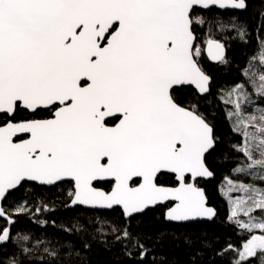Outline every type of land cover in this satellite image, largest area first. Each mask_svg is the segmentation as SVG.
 I'll return each instance as SVG.
<instances>
[{"label":"snow or ice","instance_id":"snow-or-ice-1","mask_svg":"<svg viewBox=\"0 0 264 264\" xmlns=\"http://www.w3.org/2000/svg\"><path fill=\"white\" fill-rule=\"evenodd\" d=\"M246 7V0H0V117L9 121L0 126V201L27 181H69L74 205L119 206L131 217L171 201V221L213 217L194 182L212 175L205 156L215 147L213 128L179 93L185 85L208 91L194 34L205 23L194 19L199 10ZM207 53L226 62L214 39ZM259 55L264 63V49ZM259 80L264 96V74ZM21 111L32 118L11 122ZM44 111L52 118H36ZM257 119L259 135L246 131L239 150L264 168V111L249 117ZM166 174L177 186L160 183ZM104 183L112 190L102 191ZM258 196L243 209L249 222L235 221L247 232L264 233L251 216L264 210V192ZM237 209L239 202L234 217ZM0 218L11 221L2 206ZM10 239L9 229L0 230V244ZM237 257L235 264H264V234L252 235Z\"/></svg>","mask_w":264,"mask_h":264},{"label":"trees","instance_id":"trees-1","mask_svg":"<svg viewBox=\"0 0 264 264\" xmlns=\"http://www.w3.org/2000/svg\"><path fill=\"white\" fill-rule=\"evenodd\" d=\"M246 1V11L237 15L199 10L194 18L205 21L200 30L203 39L222 42L227 50L226 62H210L203 50L205 60L199 63L212 77L210 95L201 97L191 87H183L179 93L184 105H194L195 101L207 106L211 115L216 148L207 163L215 177L203 186L217 210L213 221L169 223L162 207L130 219L120 209L70 208L73 197L69 193L75 191L71 182L52 187L26 182L4 201L3 207L14 222L0 218V230L9 229L11 235L10 241L0 244L2 264H14V258L15 264H235L242 245L262 232H247L230 216L225 192L220 191L222 180L230 178L237 185L246 183L264 189V168L250 166L243 152L234 151L232 141L238 135L235 124L226 118L234 101L233 88L242 85L251 95V88L259 90L261 82L251 64L261 58L259 53L264 49V0ZM199 29V24L194 25L197 37ZM238 29L246 33L243 39ZM26 115L21 111L16 117ZM253 156L258 158L260 154ZM165 183L172 181L167 178ZM100 187L109 190L110 184ZM20 207L23 212H17ZM251 216L264 222L262 209ZM243 218L249 220V216ZM24 249H28L26 254ZM254 264L260 262L255 260Z\"/></svg>","mask_w":264,"mask_h":264},{"label":"rangeland","instance_id":"rangeland-1","mask_svg":"<svg viewBox=\"0 0 264 264\" xmlns=\"http://www.w3.org/2000/svg\"><path fill=\"white\" fill-rule=\"evenodd\" d=\"M202 28L203 26L200 25V29L198 33L199 39L197 37L198 40L196 43V47L200 48L201 50V55L197 57L198 61L201 63H203V60H205L203 50L205 53V48L207 45V40L203 39L202 34L200 32ZM261 62L262 61L260 58L258 62L256 61V64H254V71H256V75L258 79L261 74H264V65H262L264 63L260 64ZM245 88L246 87L242 85H238V84L236 85L235 88H233L232 94H234V98H233L234 101L232 102V106L230 107V109L228 108L227 114H226V118L229 119L231 123L233 122L235 124V130L238 136L235 140L232 141L231 147L234 149L235 152H238V153L242 152L239 149L242 148L245 144L244 134L246 131L248 133H256L257 135H259L258 128L253 126V124L258 125L260 122L258 121V119L255 122H250L249 117L256 116L258 118L261 115V112L264 111V96L259 94V90H257L256 88L252 89L251 87L250 88L252 91L250 95L245 91ZM238 97H239V101H237ZM237 102H239V105H240L239 109H237L236 107ZM194 105L196 107V110L204 114L203 115L204 118L209 122L211 115L207 114V111H206L207 106H201V104L199 103L197 104L195 103V101H194ZM248 143L250 145H253V154H260L258 149L255 147L253 141L249 140ZM259 158L260 157H258L257 159ZM220 191L225 192V197L228 202L230 216L234 217L232 213L234 209L236 208V203L239 202L240 209H237V211H239V215L235 216L234 218L236 220H240L242 223H248L249 220L247 218L245 219L243 218L244 216H247V215H244L243 209L249 207L252 204V199H258L259 198L258 192H264V189L250 187L249 184H246V183L237 185L232 180H230V178H226L224 182L222 180V188H220ZM258 209L259 208L255 209L254 211ZM254 222H257V221H254ZM254 231H260V230L256 229ZM256 235H262V233H259Z\"/></svg>","mask_w":264,"mask_h":264},{"label":"water","instance_id":"water-1","mask_svg":"<svg viewBox=\"0 0 264 264\" xmlns=\"http://www.w3.org/2000/svg\"><path fill=\"white\" fill-rule=\"evenodd\" d=\"M201 10H203V11H209V10H204V9H201ZM217 10H219V11H224L225 12V10H220V9H217ZM246 9H242V10H239V9H233V10H227V11H231V12H243V11H245ZM194 34L196 35V33L194 32ZM196 38H197V35H196ZM216 41H218V40H216ZM218 42H220V41H218ZM196 43H197V39H196ZM221 44H223L222 42H220ZM224 45V44H223ZM224 49H225V57H226V53H227V50H226V48H225V45H224ZM205 54H206V57L208 58V60L210 61V62H212V63H214V64H219L220 62H217V61H214V60H212L211 59V57L208 55V53H207V45H206V48H205ZM200 64V63H199ZM200 67L202 68V66L200 65ZM202 70H203V68H202ZM204 71V70H203ZM204 73L209 77V85H208V91L207 92H205V93H200L199 92V90L198 89H196L195 88V86L194 85H185V87H192L193 89H195L197 92H198V94L200 95V96H202V97H206V96H208L209 94H210V92H211V85H212V77H211V75L210 74H208L206 71H204ZM182 87H184V86H182ZM204 118V117H203ZM205 119V118H204ZM206 120V119H205ZM207 121V120H206ZM208 122V121H207ZM209 123V122H208ZM210 124V123H209ZM210 126L213 128V126L210 124ZM213 135H214V137H215V134H214V128H213ZM216 148V140H215V147L213 148V149H210L209 150V153H206V156H205V162H206V157L211 153V152H213L214 151V149ZM206 165H207V163H206ZM208 167V166H207ZM209 168V167H208ZM209 170H210V168H209ZM211 171V170H210ZM212 172V171H211ZM214 177H215V175H214V173L212 172V175L210 176V177H197L196 178V180H198V179H206V180H208V179H214ZM195 180V181H196ZM194 181V182H195ZM28 183H34V184H37V185H39V186H47V187H50V186H54V185H42V184H40L39 182H36V181H27ZM64 182V181H63ZM193 182V181H192ZM26 183V182H25ZM58 183H60V182H58ZM57 183V184H58ZM20 188V187H19ZM19 188H17V189H19ZM74 188H75V186H74ZM17 189H14V190H10V192L6 195V197H5V199L8 197V195L10 194V193H13L14 191H16ZM102 191H105V192H108V191H106L105 189H103V188H100ZM202 191H203V193H204V195H205V197H206V200H207V207H209L208 206V197H207V195H206V192H205V189H203V188H200ZM112 190V189H111ZM110 190V191H111ZM5 199L3 200V201H0V206H2L3 207V205H4V201H5ZM72 201H73V198H72V200H71V203H70V205H69V207L70 208H75V207H78V206H81V207H84V208H86V209H90V210H98V211H112V210H114V209H117V208H120L121 209V211L123 212V209L121 208V207H119V206H117V207H115L114 209H111V210H105V209H93V208H89V207H86V206H83V205H74L73 203H72ZM169 202H171V201H169ZM167 202H165V203H163V204H158V205H164V204H166ZM158 205H156V206H153V207H149L148 209H145L143 212H141V213H136V214H133V216H131V217H128V216H126L127 218H132V217H135V216H138V215H141V214H144L147 210H149V209H153V208H155V207H157ZM4 208V207H3ZM209 208H211V209H213L214 210V212H215V215L213 216V217H211V218H198V219H195V220H190V221H171V220H169L168 218H167V213H168V211L170 210H168L167 211V213H166V220H167V222H169V223H174V224H188V223H194V222H211V221H213V219H214V217L216 216V214H217V210H216V208H213V207H209ZM123 214H124V212H123ZM125 215V214H124ZM2 219H5V220H8V219H6V218H2ZM9 221V220H8ZM11 221H13L12 219H11ZM11 221H9L10 223H13V222H11Z\"/></svg>","mask_w":264,"mask_h":264},{"label":"flooded vegetation","instance_id":"flooded-vegetation-1","mask_svg":"<svg viewBox=\"0 0 264 264\" xmlns=\"http://www.w3.org/2000/svg\"><path fill=\"white\" fill-rule=\"evenodd\" d=\"M246 4H247V1H246ZM246 9H247V7H246ZM246 11V10H245ZM245 11H243V12H245ZM229 12H231V11H229ZM243 12H232V13H234L235 15H237V14H240V13H243ZM226 48V47H225ZM185 87V86H184ZM183 88V87H182ZM192 88V87H191ZM195 90V89H194ZM196 91V90H195ZM197 92V91H196ZM198 93V92H197ZM199 95V94H198ZM200 96V95H199ZM202 97V96H201ZM194 103V102H193ZM198 104V103H197ZM185 107H189L190 105H184ZM198 111V110H197ZM198 113L200 114V115H202V113L201 112H199L198 111ZM25 116V115H24ZM203 116V115H202ZM204 117V116H203ZM3 119H4V123H1L0 124V126H4V124L5 123H7V122H9L8 121V118H5V117H2ZM30 118H32V116H31V114L30 113H28L27 112V115H26V117H23V118H18V117H15V120H12L11 122H18V121H20V120H24V119H30ZM36 118H43V119H49V118H52V116H51V114L50 113H48L47 111H44V112H41L40 113V115L38 116V117H36ZM15 142H19V139L18 138H16L15 139ZM209 156V155H208ZM207 156V157H208ZM206 162H208L207 161V159H206ZM208 164V163H207ZM167 178H170L171 179V181H172V183L171 184H169V183H165V180L167 179ZM209 180H212V179H208V180H206V179H198V180H196L195 181V183H196V185L199 187V188H203V189H205V187L203 186V185H205V183L207 182V181H209ZM69 181H64V182H60V183H58V184H56V185H61V184H64V183H68ZM189 182H192V181H189ZM160 183L163 185V186H165V187H175V186H177L176 185V182L174 181V179L172 178V174H166L162 179H161V181H160ZM73 184V183H72ZM104 184H106V183H104ZM110 184V189L113 187V184H111V183H109ZM74 185V184H73ZM103 185V184H102ZM100 187V186H99ZM101 188V187H100ZM75 189V188H74ZM104 189V188H103ZM109 189V190H110ZM205 192H206V195H207V197H208V193H207V191H206V189H205ZM174 206V202H167L166 204H164V205H158L157 207H162L163 209H164V214H165V217H166V213H167V211L171 208V207H173ZM208 206L209 207H213V208H216L214 205H212L210 202H209V197H208ZM156 208V207H155ZM154 209V208H153ZM146 213V212H145ZM141 215H143V214H141Z\"/></svg>","mask_w":264,"mask_h":264},{"label":"bare ground","instance_id":"bare-ground-1","mask_svg":"<svg viewBox=\"0 0 264 264\" xmlns=\"http://www.w3.org/2000/svg\"><path fill=\"white\" fill-rule=\"evenodd\" d=\"M256 61H257V60H255V61L252 62V64H251L253 68H254V64H256ZM257 62H258V61H257ZM260 64H262V62H261ZM262 65H264V64H262ZM246 79H247V78H246ZM215 140H216V139H215ZM206 159H207V157H206ZM206 163H207V162H206ZM207 166H208V164H207ZM208 167H209V166H208ZM210 170H211V169H210ZM54 186H57V185H54ZM50 187H52V186H50ZM111 189H112V188H111ZM111 189H110V190H111ZM105 190H106V189H105ZM110 190H106V191L109 192ZM117 209H120V208H117ZM89 210H90V209H89ZM120 210H121V209H120ZM122 213H123V212H122ZM123 215H124V214H123ZM124 217H125L126 219H129V218L126 217V215H124Z\"/></svg>","mask_w":264,"mask_h":264}]
</instances>
